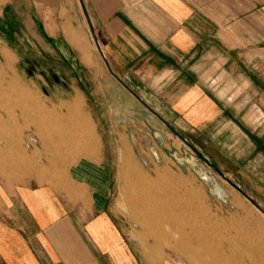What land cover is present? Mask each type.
<instances>
[{"label": "crops", "instance_id": "0c3cea01", "mask_svg": "<svg viewBox=\"0 0 264 264\" xmlns=\"http://www.w3.org/2000/svg\"><path fill=\"white\" fill-rule=\"evenodd\" d=\"M11 3L0 32L48 80L85 83L89 94L72 90V99L85 98L93 131L90 99L108 100L114 129H149L164 147L191 145L264 187V0ZM52 86L44 92L55 102L69 99ZM106 160L81 154L46 180L0 190V264H175L147 253L115 214Z\"/></svg>", "mask_w": 264, "mask_h": 264}, {"label": "rangeland", "instance_id": "374dc122", "mask_svg": "<svg viewBox=\"0 0 264 264\" xmlns=\"http://www.w3.org/2000/svg\"><path fill=\"white\" fill-rule=\"evenodd\" d=\"M11 4L0 0V20L6 19V8L12 11ZM11 42L0 32V190L15 188L33 176L46 180L50 171H65L75 164L64 159L105 154L104 165L115 174L111 205L147 253L175 264H264V187L250 186L251 179L238 176L241 172L216 167L191 145L164 147L149 129H114L118 114L115 107L111 112L108 100L99 105L90 99L98 122L93 131L85 98L72 99V90L89 94L85 83L79 77H68L65 86L55 77L48 80L11 48ZM52 82L56 88L62 86L69 99L57 96L55 102L45 94V88L54 90ZM54 133L56 143L48 144ZM53 155L63 160H49ZM119 167L122 178L117 176ZM181 206L191 214L179 224L163 211L173 207L178 214ZM157 211L162 218L148 220ZM196 233L214 240L201 243Z\"/></svg>", "mask_w": 264, "mask_h": 264}, {"label": "bare ground", "instance_id": "6f19581e", "mask_svg": "<svg viewBox=\"0 0 264 264\" xmlns=\"http://www.w3.org/2000/svg\"><path fill=\"white\" fill-rule=\"evenodd\" d=\"M8 22V21H7ZM8 55V54H7ZM24 103V102H23ZM40 116V115H39ZM53 116V115H52ZM17 125V124H16ZM67 137V136H66ZM69 137V136H68ZM67 137V138H68ZM61 139H62V137H61ZM7 141V140H6ZM36 145V144H35ZM65 147H66V145H65ZM120 155V154H119ZM89 156V155H88ZM121 156V155H120ZM136 158V157H135ZM61 159V158H60ZM128 159V158H127ZM41 161V160H40ZM60 161H62V160H60ZM64 161H65V159H64ZM63 161V162H64ZM204 172H205V175L209 178L210 177V179H212L213 180V182L215 183V184H218L217 183V181L215 180V178L212 176V174L209 172V171H207V170H204ZM51 175V174H50ZM220 193H222L221 192V190H220ZM174 203V202H173ZM170 206H172V205H170ZM178 207V206H177ZM181 207H183V206H181ZM163 211H165V215H170V217L174 220V221H176L178 224L181 222V221H184V220H186V218H188V216H190L189 214H191L187 209H184V207H183V209L181 210V213H178V214H176V212H175V210H174V208L172 207V208H165ZM162 218V215H161V213H159L158 211L157 212H155L154 214H152V215H150L149 216V219L148 220H151V221H158V220H160ZM178 229L180 230V232L181 233H183L184 231H183V229H180V227H178ZM178 231V230H177ZM176 231V232H177ZM206 232V231H205ZM196 239L197 240H199V242H201V243H203V242H209L210 240H214L213 238H209V237H205V236H203V235H200L199 233H196ZM228 246V245H227ZM229 246H231V245H229ZM189 247V244L187 245V243L185 244V248L183 247V249H187ZM183 252V251H182ZM237 258V257H236ZM239 258V257H238ZM239 260V259H238Z\"/></svg>", "mask_w": 264, "mask_h": 264}, {"label": "water", "instance_id": "95a60500", "mask_svg": "<svg viewBox=\"0 0 264 264\" xmlns=\"http://www.w3.org/2000/svg\"><path fill=\"white\" fill-rule=\"evenodd\" d=\"M175 155H176L177 157H179V158H184V156L181 155L179 152H176ZM185 156H186L188 159H190V158L193 157V155H192L191 153H188V152L185 153ZM193 158H194V157H193Z\"/></svg>", "mask_w": 264, "mask_h": 264}]
</instances>
